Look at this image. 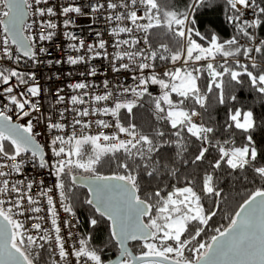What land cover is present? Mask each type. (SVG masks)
I'll use <instances>...</instances> for the list:
<instances>
[{"label":"snow or ice","instance_id":"obj_1","mask_svg":"<svg viewBox=\"0 0 264 264\" xmlns=\"http://www.w3.org/2000/svg\"><path fill=\"white\" fill-rule=\"evenodd\" d=\"M206 3L207 0H191L183 11L171 7L166 0H97L88 4L87 12L84 5L63 6L61 14L68 17L63 22L65 28L73 23V13L104 16L115 25L109 32L114 38L112 47L117 50L111 58L108 41L100 38L103 33L93 29L96 42L85 44L75 34L65 32L67 39L79 40L69 45L72 50L91 54L68 56V64H87L103 58L113 72L134 73V86L120 85L113 90L104 80L106 91L102 94L83 91L90 87L86 82L69 85L77 94L69 98L71 109L60 110V120L66 119L65 111L79 117L73 119L71 134L66 133L67 124L53 121L50 116L45 118L43 112L35 114L40 101L32 98L41 95L35 72L0 65V264H39L41 250L49 253L50 264H264V164L259 162L264 155L258 152L252 134L257 126L253 112L237 108L228 112L224 131H239L246 141L242 146L215 140L217 130L197 121L202 116L200 110H208L210 94L221 105L227 99L235 101V96L225 95V77L235 84H242V78L247 77L251 86L264 95V69L256 62V54L264 58V39L257 40L255 35V30H264V0H227L231 9L228 22L233 24L236 35L224 41L215 34L206 37L192 27L196 23L193 10ZM47 5L49 0H0V61L15 65L42 62L38 55H46L48 50L39 48L38 52L37 44L50 41L55 35L52 30L57 28L52 20L39 19L57 15L54 7ZM29 17L36 19L29 23ZM35 26L48 31L34 33ZM153 30L170 34L174 46L160 43L154 47L150 38L157 33ZM122 34L127 38H121ZM194 36L206 41L207 46ZM157 61L165 62L162 73L157 71ZM167 64L173 67L167 68ZM86 74L96 76L97 70L93 66ZM205 74L207 83L202 86ZM21 86L24 90L17 92ZM151 86H157L160 94L153 95ZM85 96L94 106L76 107L89 103ZM145 96L151 97L157 121L170 127L174 140L163 139L166 132L159 128L150 136L138 131L134 123L125 126L121 122L122 111L132 116ZM64 102L65 96L58 92L57 103ZM13 116L25 123L14 122ZM89 116L111 117V121L96 119L95 125L115 131L89 134L86 130L93 122L83 119ZM42 121L51 136V160L46 159L48 153L36 139L35 128ZM188 136L199 142L193 164L204 161L209 149L215 148L218 158L210 165L213 172L227 165L233 172L251 170L262 182L260 188L248 193L234 214L225 217L226 226L210 224L217 216L219 201L215 208L206 210L191 180L184 187L173 185L163 195L162 189L142 192L138 169L143 167L148 177L155 178L161 169L154 155L165 145H175L177 154L182 155L187 150ZM105 157L116 162L117 171L111 175L98 170ZM29 165L47 169L55 177L54 186L45 187L43 178L39 182L30 179L26 175ZM176 172L169 170L173 177ZM34 187L39 189L35 196ZM75 188L87 189L83 204L94 210L88 224L96 228L102 221L107 223L109 244L118 248L115 261L105 258L104 248L91 244V236L69 246L74 235L70 229L79 224L68 195ZM54 189L59 208L68 217L62 224ZM201 191L207 197H221L213 173L204 175ZM40 198L46 201L50 228L40 222L45 220L38 215L45 211ZM28 220L34 222L28 225ZM64 228L69 229L66 236L62 234ZM129 242L138 243V255L130 250Z\"/></svg>","mask_w":264,"mask_h":264},{"label":"trees","instance_id":"obj_2","mask_svg":"<svg viewBox=\"0 0 264 264\" xmlns=\"http://www.w3.org/2000/svg\"><path fill=\"white\" fill-rule=\"evenodd\" d=\"M166 2L173 8L183 11L186 6H190L191 0H166ZM231 15V9L227 4V0H207V3L193 10L192 18L196 23L192 25L195 31H199L202 35L210 37L215 34L221 41L230 39L236 35L233 24L228 22V16ZM157 35L152 36L151 43L154 47H158L160 43L169 44L170 47L174 46L170 34H165L160 30H153ZM256 37L264 39V30H255ZM197 42L207 46L206 41H200L198 37H193ZM257 55V64L261 69H264V58ZM219 59V58H218ZM241 62H245L243 57L240 58ZM158 67H165V62L157 61ZM171 64H167L169 66ZM256 71V70H253ZM242 84H235V82H228V77H225V95L226 97L235 96V101L227 99L226 103L221 105L218 103L215 96L209 95L208 110L202 112L201 120L207 125L215 128V140L223 143L225 140L234 142L235 146H242L246 141L243 135L237 130L224 131L225 123L228 119V112L233 108L242 109L244 111H252L254 119L256 120V129L252 133L256 143L258 152L264 155V95L258 93L250 84L247 77H243ZM207 83L206 74L201 78V85ZM133 115L129 116L126 111L121 113V122L127 126L129 123H134L137 130L143 134L153 136L155 131L159 128L166 132L163 139H175L170 137V127L160 121H157L154 105L151 97L145 96L133 110ZM199 142L194 138L187 137V150L178 155V150L175 145H165L160 149L159 153L154 155V159L159 161L158 167L160 172L153 177H148L143 167L139 168V182L141 184L142 192L147 190L149 192L157 189H162V195L172 190V186L184 187L188 180L192 184L198 194L201 195V203L205 209L215 208L216 201H219V209H217V216L213 218L210 224L214 226L221 224L227 225L228 221L225 218L227 215L234 214L238 209L248 193L260 188L262 182L258 177H255L251 170L245 172H233L227 167L222 165L221 169L213 172L211 164L218 158V152L215 148H210L206 154L204 161H199L195 164L192 163L195 155L198 153ZM121 155V154H118ZM264 164V159L259 161ZM132 163V161H129ZM116 162L111 160L110 157H105L98 170L102 174L111 175L117 171ZM170 169H176V176L173 177L169 174ZM206 173H213L214 183L218 190L221 191V197L215 196L207 197L201 191L202 180ZM70 185V181H69ZM70 201L74 204L76 217L79 220L78 229L82 237L91 236V244L98 248H104L106 259L111 260L114 258L118 251L116 247L109 244L110 233L106 222H101L96 228H92L88 224L89 218L93 215L94 210L88 205L83 204V200L87 197L85 190L75 188L68 193ZM74 198V199H73ZM99 219V217L97 216ZM190 226V230H191ZM47 248V247H46ZM130 248L135 255L140 252L138 243L130 244ZM39 264H50L49 255L46 250H41V257Z\"/></svg>","mask_w":264,"mask_h":264},{"label":"built area","instance_id":"obj_3","mask_svg":"<svg viewBox=\"0 0 264 264\" xmlns=\"http://www.w3.org/2000/svg\"><path fill=\"white\" fill-rule=\"evenodd\" d=\"M99 2H106V0H99ZM113 2H116V0H113ZM89 3H97V0H49V5L47 6H53L54 11L57 12L56 16L53 17H45V18H39V19H50L52 22L57 24V28L53 29L52 31L55 32V35L52 37L50 41H43L39 42L37 44V51L39 52V48H46L48 50V53L45 54H39L38 59L42 61L39 64L33 65L31 61L27 62V65L24 63H21L19 65L12 64L10 61H0V65L4 67H10V68H16L20 71L24 72H35L37 76L36 83H38L41 86V95L36 98H32L34 101L39 100L40 101V107L37 109V113L40 112L44 113L45 118L51 117L53 121H59L60 123H65L68 125L66 129L67 134H71L73 132L72 122L74 117H76V114L72 111H65L64 116L66 117L65 120H60V110H63L65 108L71 109L72 105L70 103V97L72 95H76V92H73L71 88H69V85L75 84L77 82H86L90 85V87L86 91L90 94H102L104 91H106L103 87V81L108 80L109 86L113 90H115L116 87H119L120 85H133L134 81L132 80V75L134 73L130 72H124L121 71L119 73L113 72L109 66V61L105 60L103 58H97L95 60H91L87 64H77V65H70L67 63V57H77L81 55L90 56L91 54L86 53L84 50H81L79 52L72 50L69 45L71 44H78L79 40H69L65 37L64 33L69 32L71 34H75V36L79 37L80 39H83L85 41V44L89 43H95L97 38L95 36V31H99L103 33V35L100 37L101 39H104L108 41V44L106 45L107 50L110 54L115 53L117 50L112 47V44L114 43V38L109 35V32L111 31L112 27L115 25L113 23H109L105 20L104 16L100 15H85V16H77L76 14H70L73 23L69 25L68 28L64 27V20L68 19V17H65L61 14L62 7L67 6L69 4L72 5H84V11H90L88 9ZM32 19H36L35 17H29L28 22L31 23ZM48 31L46 28L35 26L34 27V33H45ZM27 34V33H26ZM141 35V34H137ZM121 38H127L125 35L122 34ZM257 40H260V38L256 37ZM242 43H244L242 41ZM14 47V46H13ZM49 61L52 63L49 64ZM57 61H60V63H57ZM95 67L97 70L96 76H90L86 73L92 68ZM179 66V65H177ZM173 65L167 66V68H172ZM165 67L157 68L158 72H163L165 70ZM81 73H85V75H81ZM62 89V91H60ZM24 87L21 86L20 88L16 89L17 92L23 91ZM150 92H152L153 95H159L160 90L157 86H151L149 89ZM59 92L60 95L65 96V102L64 103H57V93ZM85 100H88L89 103L85 105H77L78 108H84V107H90L94 106L91 105L90 97L85 96ZM128 99H132L131 96L128 97ZM102 106V105H101ZM11 115V113H10ZM27 118H25L26 120ZM84 120L88 121L91 120L92 127L90 130H86L89 132V134H96L99 131H106V132H114L115 129H98L95 125L96 119H105L107 121H111V117H105V116H89L83 118ZM14 122L17 123H25V121H17L15 119V116H13ZM197 121H201V118L198 117ZM114 123V121H112ZM77 134H79L80 126L77 125L76 129ZM36 139L37 141L44 147L45 152L48 153V156L46 159L51 160V153L48 149V144L50 143L51 136L48 134L46 129V124L42 121L39 123L36 128ZM56 133H53L55 135ZM121 138H124L123 134H121ZM26 175L31 179L35 178L37 182L41 178L44 179L45 187H53L55 184V177L49 175L47 169H40L37 167L28 166L26 169ZM15 179H18L19 177H14ZM39 189L35 188L33 189V195L35 196L36 192ZM54 195V199L57 202V207L60 212V222L63 223V220L65 218H68L65 213H63L62 209L59 208V196L56 193L55 189L52 193ZM41 199L40 206L45 209V211L39 213L38 215L44 216L45 220L40 221L44 227L50 228V220L47 219V204L46 201L43 198ZM26 215H31L26 214ZM77 218V217H76ZM21 219H24L21 217ZM34 221L28 220L27 224L30 225ZM76 221L73 220V223ZM74 235L71 240L68 241L69 246L78 241L80 238H82V235L78 229V225L76 228L70 229ZM69 229L64 228L62 230V234L66 236ZM67 238V237H66ZM47 247V246H46ZM49 255V253H48Z\"/></svg>","mask_w":264,"mask_h":264},{"label":"water","instance_id":"obj_4","mask_svg":"<svg viewBox=\"0 0 264 264\" xmlns=\"http://www.w3.org/2000/svg\"><path fill=\"white\" fill-rule=\"evenodd\" d=\"M81 189H83V190H85L86 191V193H87V189L86 188H81ZM90 207V206H89ZM238 210V209H237ZM132 243H137V242H129V248H130V244H132ZM117 248V247H116ZM130 250H131V248H130ZM117 251H118V248H117ZM132 251V250H131ZM133 252V251H132ZM134 254V253H133ZM118 255H119V253H117V255L114 257V258H112L110 261H115L116 259H117V257H118ZM135 255V254H134Z\"/></svg>","mask_w":264,"mask_h":264},{"label":"rangeland","instance_id":"obj_5","mask_svg":"<svg viewBox=\"0 0 264 264\" xmlns=\"http://www.w3.org/2000/svg\"><path fill=\"white\" fill-rule=\"evenodd\" d=\"M244 42V41H243Z\"/></svg>","mask_w":264,"mask_h":264}]
</instances>
